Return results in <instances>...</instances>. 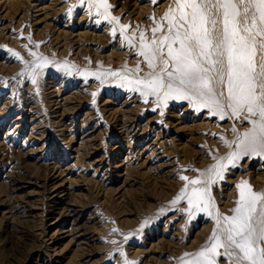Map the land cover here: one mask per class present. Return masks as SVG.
Segmentation results:
<instances>
[{"label":"rangeland","instance_id":"rangeland-1","mask_svg":"<svg viewBox=\"0 0 264 264\" xmlns=\"http://www.w3.org/2000/svg\"><path fill=\"white\" fill-rule=\"evenodd\" d=\"M79 3L0 0V264H182L216 222L199 211L190 218L186 200L171 203L180 176L206 172L235 150L225 144L236 139L232 128L251 124L187 100L145 103L121 79L150 71L140 32L151 41L152 17L160 22L173 0H108L111 16L130 26L124 36ZM65 63L71 75L58 67ZM235 163L211 186L213 215H233L242 181L264 192V157Z\"/></svg>","mask_w":264,"mask_h":264},{"label":"snow or ice","instance_id":"snow-or-ice-1","mask_svg":"<svg viewBox=\"0 0 264 264\" xmlns=\"http://www.w3.org/2000/svg\"><path fill=\"white\" fill-rule=\"evenodd\" d=\"M83 4H87L89 14L95 9L108 23L118 25L122 36L130 27L120 25L119 17L111 16L108 0H80L73 7ZM68 11L71 13L72 8ZM152 19V39L148 41L141 31L138 53L150 71L143 78L121 76L132 86L130 90L140 92L145 103L149 96L156 97L158 106H166L169 99L187 100L197 110L207 108L221 120L230 115L251 124L243 133L232 128L236 139L231 143L225 140V144L229 148L234 144L235 150L218 158L206 172L195 179L180 176L186 183L171 203L186 200L190 218L199 211L216 222L207 244L198 252L185 253L193 259L182 258V264H217L220 256L229 257L232 264H264V192H256L242 181L237 186L239 199L231 209L233 215H223L219 210L213 215L210 211L211 186L223 178L226 168L235 167V162L245 156L264 157V0H173L160 22ZM96 22L99 24L100 20ZM112 35H116L115 26ZM124 38L131 45L135 33ZM12 54L22 60L19 53ZM47 63L44 58L33 65V84L39 75L36 69ZM58 67L72 74L67 63ZM139 70L137 66L135 71ZM106 74L120 76L118 72ZM96 77L99 79L100 75ZM147 223L146 220L141 228Z\"/></svg>","mask_w":264,"mask_h":264}]
</instances>
